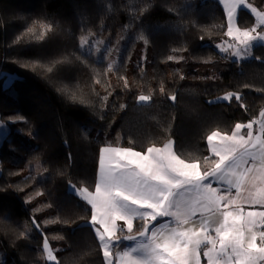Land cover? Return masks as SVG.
Here are the masks:
<instances>
[{
  "label": "trees",
  "instance_id": "16d2710c",
  "mask_svg": "<svg viewBox=\"0 0 264 264\" xmlns=\"http://www.w3.org/2000/svg\"><path fill=\"white\" fill-rule=\"evenodd\" d=\"M248 1L264 10V0ZM33 21L54 30L43 41L14 43ZM237 21L251 28L256 17L241 9ZM226 25L217 0H0V122L8 129L0 144V247L6 254L0 264H44V237L59 264H105L87 223L90 206L69 186L94 190L102 148L145 151L175 139L177 154L199 158L206 171L216 159L207 134L230 133L236 123L260 117L264 47H253L240 62L222 55L216 45L228 38ZM89 35L109 38L112 46L130 38L121 65L106 72L107 58L86 54L80 37ZM139 44L147 45L146 61L126 68ZM61 57L69 62L51 73L32 70L35 61ZM229 92L241 100H217ZM139 95L152 99L138 103ZM32 159L41 162L46 180L27 169ZM138 230L137 222L132 234Z\"/></svg>",
  "mask_w": 264,
  "mask_h": 264
},
{
  "label": "snow or ice",
  "instance_id": "6c2138e0",
  "mask_svg": "<svg viewBox=\"0 0 264 264\" xmlns=\"http://www.w3.org/2000/svg\"><path fill=\"white\" fill-rule=\"evenodd\" d=\"M222 3L227 6L226 35L235 43L224 41L216 47L240 62L252 56L253 47H264V30H256L264 26V10L247 0H222ZM240 6L255 14L256 25L241 28L235 24ZM53 30L50 23L33 21L14 43L25 38L43 41ZM137 38L144 36L140 34ZM98 44L99 41L90 43L87 37H80V47L86 54L95 53ZM110 54L108 49L105 58ZM69 59L61 57L49 64L35 61L32 70L39 67L51 73L57 64L67 63ZM116 63L110 60L106 72L113 70ZM121 79L128 87L126 78ZM160 91L164 92L163 86ZM233 97L241 100L238 92L217 99L231 101ZM71 98L78 97L72 93ZM151 99L139 95L137 101L145 103ZM170 99L175 101L176 97L172 95ZM80 102L85 101L80 98ZM259 115V120L236 123L230 133L215 129L207 134L209 150L218 159L206 171L202 170L199 158L182 159L170 139L162 147L153 144L145 151L111 144L102 148L94 190L76 188L71 181L69 186L90 206L87 223L99 242L105 264L114 261L115 264H201V250L207 264H264V110ZM254 125L259 126L255 135ZM209 160L210 157H204L205 162ZM213 182L218 187H213ZM192 192L195 197L186 198L185 194ZM245 205L249 207L246 209ZM54 222L62 221L57 218ZM136 222L139 230L132 235ZM34 226L39 228L38 224ZM125 240L134 243L121 248ZM41 251L45 264H59L54 254L57 250L51 247L47 237Z\"/></svg>",
  "mask_w": 264,
  "mask_h": 264
},
{
  "label": "rangeland",
  "instance_id": "374dc122",
  "mask_svg": "<svg viewBox=\"0 0 264 264\" xmlns=\"http://www.w3.org/2000/svg\"><path fill=\"white\" fill-rule=\"evenodd\" d=\"M219 1L225 8V11L227 13V6L224 5L222 3V0H217ZM248 3L252 4L250 1L247 0ZM255 8L259 9L256 5L252 4ZM241 9H246L248 11H250L249 9H247L246 7L244 6H240L238 9H237V14H236V18H235V24L238 25V13H239V10ZM261 10V9H260ZM255 15V14H254ZM256 17V16H255ZM256 24H257V18H256ZM257 30V29H256ZM261 30H264V29H261ZM255 34V33H253ZM88 38L89 42H93V41H99V44L96 45L97 47V51L94 54V56L97 58V59H103L105 58V52L108 50V49H111V54L107 56V59H108V63L110 60H115L117 63L114 67V69H116L117 67H119L124 59V56H125V52L127 50V47H128V43H129V40L130 38H126V39H119L116 44L114 46L111 45V39H105V38H100L98 37L97 35H89V36H85ZM229 43H235V41L233 40L232 37H229L225 40ZM224 42V41H223ZM223 42H221L220 44L218 45H222ZM226 46V45H225ZM218 48V47H217ZM84 51V50H83ZM147 51H148V48H147V45L145 46V44H139L138 46H136L133 50H132V54H130V57L128 58L127 60V65H126V68H128L129 64L130 63H137L139 64L140 63V60L143 61V63L146 61L147 59ZM218 51L219 53H221L222 55H225V56H228L229 58H232V59H236L234 56L230 57L228 54L226 53H223L219 48H218ZM85 52V51H84ZM140 56H141V59H140ZM143 70H145V67L144 65H142L141 67ZM113 69V70H114ZM218 100V99H217ZM222 101V100H221ZM5 131L3 134H2V131ZM8 135V129H4V127H2V124L0 122V144L3 142V140L6 138V136ZM174 144H173V148H175V139H171ZM137 151V150H136ZM175 152H176V149H175ZM27 169L29 171H35L36 172V176H37V179L38 181H43V180H46L47 177H48V173L43 171L42 168H41V162L39 160H35V159H32L29 161L28 163V166H27ZM78 188V187H76ZM33 199V198H32ZM167 219V218H166ZM122 223V222H120ZM125 235H127L128 233L125 232L124 233ZM132 234V233H131ZM136 233H133L132 235H135ZM134 242L132 241H123V243L121 244V248H123L124 246H128V245H131L133 244ZM6 258V254L5 252L2 250V248L0 247V259H4ZM55 262H48V264H54ZM115 263V261H114ZM44 264H45V261H44Z\"/></svg>",
  "mask_w": 264,
  "mask_h": 264
},
{
  "label": "crops",
  "instance_id": "0c3cea01",
  "mask_svg": "<svg viewBox=\"0 0 264 264\" xmlns=\"http://www.w3.org/2000/svg\"><path fill=\"white\" fill-rule=\"evenodd\" d=\"M255 16V15H254ZM256 25V24H255ZM261 29H264V26H260V27H257V31H261ZM260 119V117L258 118V119H256V120H259ZM247 123V122H246ZM259 130V126L258 125H254L253 126V134L255 135L256 134V132ZM163 146V145H162ZM162 146H157V147H162ZM174 150H175V148H174ZM177 153V152H176ZM213 154V153H212ZM214 155V154H213ZM216 159H218L217 157H216ZM248 165H246V167H247ZM212 186L213 187H218V184L216 183V182H213V184H212ZM233 192H235V190H233ZM185 196H186V198H188V197H191V198H194L195 197V193L194 192H192V193H186L185 194ZM249 206L248 205H245V208L247 209ZM255 207H260V206H255ZM199 215V214H198ZM166 219V218H165ZM159 222V221H158ZM137 223V222H136ZM201 264H207V258L206 257H204L203 256V250H201Z\"/></svg>",
  "mask_w": 264,
  "mask_h": 264
}]
</instances>
